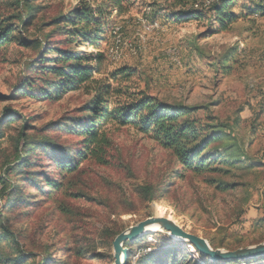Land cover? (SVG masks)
Instances as JSON below:
<instances>
[{
	"label": "rangeland",
	"instance_id": "rangeland-1",
	"mask_svg": "<svg viewBox=\"0 0 264 264\" xmlns=\"http://www.w3.org/2000/svg\"><path fill=\"white\" fill-rule=\"evenodd\" d=\"M82 1L93 5L106 2L33 0L40 6V12L27 35L43 41L45 36L53 34L52 18L68 14ZM251 4L250 0H239L235 10H243L246 15L231 30L215 33L208 19L184 23L166 19L171 12L192 9L193 0L187 3L123 0L120 9L110 8L108 29L100 40V49L107 56L106 69L96 76L107 77L121 66L133 68L137 75L128 82L133 90L146 89L161 98L201 106L196 117L202 124L225 125L250 158L264 161V14L249 13ZM5 10L14 13L15 8L9 6ZM233 48L239 49L237 61L231 73L226 74L224 69L216 68V63ZM79 50L88 54L98 49L83 44ZM41 52L36 45L25 47L18 40L0 48V117L7 107L21 117L5 130L0 145V174L15 152L14 138L24 119L28 117L33 126L42 127L74 113L89 98L85 89L64 92L55 100L15 96L20 86L35 76L30 63ZM108 130L113 144L110 165L95 161L82 163L88 172L84 189L100 196L101 201L79 199L64 192L21 214V210H3L5 198H0V212L10 218L8 225L38 260L46 254L64 257L60 249L65 245L100 244L103 240L100 232L104 228L122 232L151 216L171 218L191 233L216 243L224 241L233 248L264 242V170L256 168L225 177L229 182L243 185L223 191L206 180L216 177L215 174L188 172L184 178L175 175L181 169L177 159L136 127L110 125ZM56 136L70 145L75 142L74 137L60 133ZM169 180L173 183L159 200L147 202L136 191L139 184L162 188ZM63 206L70 211L67 213ZM156 233L173 242H182L164 230L149 233L147 240L152 241ZM182 243L175 245L184 247L193 259H199L192 244ZM150 249L143 251L137 246L133 264L142 252ZM103 252L113 254V246L98 245L91 253L95 258L72 256L71 264H114L113 259L102 260L97 256Z\"/></svg>",
	"mask_w": 264,
	"mask_h": 264
},
{
	"label": "trees",
	"instance_id": "trees-1",
	"mask_svg": "<svg viewBox=\"0 0 264 264\" xmlns=\"http://www.w3.org/2000/svg\"><path fill=\"white\" fill-rule=\"evenodd\" d=\"M187 3L190 0H177ZM249 13L264 14V0H250ZM123 0H106L93 5L82 1L68 14L52 18L50 25L53 34L43 41L27 35L35 23L40 6L33 0H0V48L18 40L25 47H34L42 52L30 63L35 76L20 86L17 95L31 96L36 100H55L64 92L86 90L88 100L74 113L59 120L50 121L42 127L31 124L26 118L14 138L15 152L5 162V171L0 174L2 185L0 198H5L3 210L21 214L29 213L43 201L57 197L59 193L69 192L75 198L88 201H101L85 188L88 174L83 162L95 161L99 165L111 163L112 140L108 127L133 126L143 134L156 140L170 151L181 165L175 172L184 178L188 172L194 174H215L207 182L218 189L228 191L243 185L242 182H229L225 177L237 176V172L264 170V161L255 160L247 155L244 148L227 132L222 124H202L196 117L201 106L190 105L180 100H170L149 93L146 89L133 90L128 82L137 72L128 66H121L109 72L106 77L96 74L105 73L106 54L100 49V40L109 25L110 8L122 7ZM239 0H193V8L171 12L166 19L175 23L208 19L215 33L229 31L246 13L235 9ZM14 7V13H5V7ZM19 33L16 34L17 31ZM26 33L22 36L21 33ZM54 37H61L53 40ZM93 46L97 52L84 53L81 45ZM66 45H69L68 47ZM238 48L225 52L216 63V68L230 74L233 63L237 61ZM116 83V84H114ZM21 118L11 108H5L0 117V145L6 136V129ZM56 133L74 137L70 145L56 136ZM223 148V150H222ZM169 180L162 188L146 183L136 187L138 194L147 202L161 199L172 184ZM32 190V192H30ZM100 203V202H99ZM68 213L70 209L63 206ZM243 216L241 213L240 217ZM10 218L0 212V264H71L72 256L95 258L92 250L99 246L112 247L113 241L121 231L104 228L100 234V244L86 246H67L60 249L64 257L46 254L42 259L28 252L18 236L8 225ZM159 231V230H158ZM146 235L135 241H127L129 249L126 264H133L137 255L136 247L143 251L136 264H264V256L247 260L211 262L208 256L197 249L199 259H193L184 247L175 245L170 238L156 233L148 241ZM212 247H227L224 241L216 243L209 239ZM175 245V246H174ZM100 259H113V254L99 253Z\"/></svg>",
	"mask_w": 264,
	"mask_h": 264
},
{
	"label": "water",
	"instance_id": "water-1",
	"mask_svg": "<svg viewBox=\"0 0 264 264\" xmlns=\"http://www.w3.org/2000/svg\"><path fill=\"white\" fill-rule=\"evenodd\" d=\"M158 227L167 231L171 238L192 244L201 254L208 256L211 262L247 260L264 256V242L240 247L235 250L214 248L210 242L197 234L191 233L168 217L151 216L140 221L129 229L120 232L113 241L114 264H126L129 249L125 246L127 241H135L151 233Z\"/></svg>",
	"mask_w": 264,
	"mask_h": 264
},
{
	"label": "bare ground",
	"instance_id": "bare-ground-1",
	"mask_svg": "<svg viewBox=\"0 0 264 264\" xmlns=\"http://www.w3.org/2000/svg\"><path fill=\"white\" fill-rule=\"evenodd\" d=\"M160 217H162V216H160ZM169 219H171V218H169ZM172 220V219H171ZM157 230H161L160 228H158V227H155L154 229H152V231L151 232H154V231H157ZM177 240H181V239H177Z\"/></svg>",
	"mask_w": 264,
	"mask_h": 264
},
{
	"label": "built area",
	"instance_id": "built-area-1",
	"mask_svg": "<svg viewBox=\"0 0 264 264\" xmlns=\"http://www.w3.org/2000/svg\"><path fill=\"white\" fill-rule=\"evenodd\" d=\"M147 22V21H146ZM148 23V25H153L151 22H147Z\"/></svg>",
	"mask_w": 264,
	"mask_h": 264
}]
</instances>
